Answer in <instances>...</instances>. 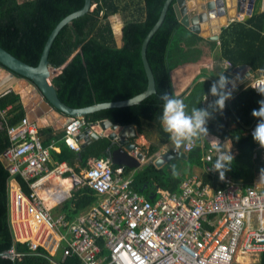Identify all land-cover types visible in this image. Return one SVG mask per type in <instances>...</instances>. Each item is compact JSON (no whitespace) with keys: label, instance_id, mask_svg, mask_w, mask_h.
Here are the masks:
<instances>
[{"label":"trees","instance_id":"1","mask_svg":"<svg viewBox=\"0 0 264 264\" xmlns=\"http://www.w3.org/2000/svg\"><path fill=\"white\" fill-rule=\"evenodd\" d=\"M164 2L92 0L93 9L89 13L64 26L49 54L51 66L55 69L63 66L61 72L52 79L60 101L71 108H82L132 99L146 92L148 78L140 56L141 43L157 21ZM260 2L256 0L254 13L249 20L232 22L222 31L220 40L214 42L193 33L179 21L173 8L177 0H174L162 26L148 42L147 59L155 77L156 94L138 105L110 108L87 115L83 117L84 122L91 125L109 120L120 126L133 125L139 135L155 140L146 150L147 156L150 158L157 154L163 145L172 143L161 123L163 102L160 97L163 92L177 97L172 80L175 68L210 57L218 48L220 57L231 62L234 68L246 65L253 71L264 69V10L260 13L257 11ZM83 3L84 0H0V46L30 66H38L54 28L64 17L79 10ZM118 15L123 21L122 28H115L111 21L112 17ZM116 37L121 38V47ZM212 83L209 79L198 81L189 95L181 98L188 105L189 112L192 107L208 108L205 106L208 99L213 103L216 98L210 95ZM244 86L231 100L230 107L207 126L210 134L223 141H232L237 153L227 172L235 180L247 185L254 172L264 169L258 160L251 157L257 143L252 136L243 134L258 122L251 112L259 109L258 102L264 96ZM3 110H6V115L4 119L0 116V264H53V259L59 264H80L76 256L61 260L59 254L51 256L39 245L31 247L28 241L16 240L11 220L10 176L1 156L9 146L7 128L20 124L25 118L20 96L10 92L1 97L0 111ZM232 123L234 129H231ZM38 132L44 147H49L51 142H58L61 152L56 154L51 150L50 159L57 163L65 161L75 176H80L81 170L89 168L90 160L107 159L110 155L108 150L111 142L108 138H100L78 152H72L65 144L64 130L55 133L50 128H43ZM135 140L136 137L132 139ZM202 143V140L198 141L187 160L175 159V162L169 163V167L161 169L152 163L148 164L134 178L133 189L146 198L158 190L178 193L182 183L178 171L184 170L185 166H201L204 150L210 147L207 142H204V146ZM48 167H51L50 163ZM116 168L113 166V169ZM211 179L205 177V182L211 183ZM16 183L24 194H31L29 185L22 179L18 178ZM44 201L47 204L48 198H44ZM98 201L95 192L82 187L62 205L61 213L73 220ZM13 246L23 254L20 258L12 260L1 255ZM259 264H264V253L259 255Z\"/></svg>","mask_w":264,"mask_h":264},{"label":"built area","instance_id":"2","mask_svg":"<svg viewBox=\"0 0 264 264\" xmlns=\"http://www.w3.org/2000/svg\"><path fill=\"white\" fill-rule=\"evenodd\" d=\"M226 66L234 69L229 61ZM249 76L244 87L259 95L252 86L264 79V72L252 70ZM9 93H0V98ZM5 115L6 110L0 111L2 119ZM258 122L246 130L250 136ZM91 125L72 118L64 127V141L71 151H79L76 137ZM39 130L26 118L9 126V146L1 159L10 176L12 221L15 214L17 220L32 219L37 235L43 237L37 245L51 256L60 250L63 258L76 256L80 264H257L264 253V177L257 176L248 186L229 175L221 181L212 170L218 155L212 147L206 150L204 170L221 183L214 191L194 174L182 181L179 193L158 191L160 197L151 202L133 190L122 168L113 169L107 159H94L84 177L72 175L71 182L91 189L102 202L73 220L53 217L38 197L39 183L54 171L57 175L73 171L65 163L48 168L50 148L42 144ZM197 145L174 146L170 153L181 159ZM139 151L135 148L131 155L136 158ZM162 158L159 152L151 159ZM18 178L29 185L30 195L16 187ZM2 255L15 260L23 254L13 246Z\"/></svg>","mask_w":264,"mask_h":264},{"label":"water","instance_id":"3","mask_svg":"<svg viewBox=\"0 0 264 264\" xmlns=\"http://www.w3.org/2000/svg\"><path fill=\"white\" fill-rule=\"evenodd\" d=\"M173 1L165 0L157 21L141 43L140 56L148 78V88L143 94L132 99L99 103L82 108L68 107L58 98L52 79L61 72L63 66L57 69L51 66L49 62L51 48L64 26L70 25L73 20L93 9L92 0H84L83 6L79 10L64 17L54 28L45 44L38 66H30L0 46V67L5 71L0 77V93L10 90V92L18 94L25 111V118L29 124L38 125L39 129L44 127L42 122L47 125V118L52 121L60 118L61 123L56 122L53 125L54 129L59 130L64 129L72 118H83L101 110L130 107L144 102L156 94L155 77L147 59L148 42L162 26ZM254 4L255 0H177L173 8L179 21L190 31L209 41L218 42L220 32L228 27L231 21H236L239 15L245 14V20L252 15ZM251 72L252 69L249 66L243 65L223 74L229 79H234L238 75L246 80ZM136 136L137 133L133 125L120 126L113 124L112 121L102 120L98 124L84 129L76 137V140L79 147L84 148L100 138H108L111 142V147L108 150L111 164L132 170L140 168L142 164L139 160L144 158L142 152H139L136 158L130 154L136 147V143L132 141ZM187 158L188 155L182 157L184 160ZM171 159H175V157L169 152L165 153L162 159L155 161L154 165L157 168H162Z\"/></svg>","mask_w":264,"mask_h":264},{"label":"crops","instance_id":"4","mask_svg":"<svg viewBox=\"0 0 264 264\" xmlns=\"http://www.w3.org/2000/svg\"><path fill=\"white\" fill-rule=\"evenodd\" d=\"M255 5H256V0H255L254 7H255ZM263 10H264V0H261V2L259 4V8H258L257 11L260 13ZM253 13H254V9H253ZM253 13H252V15H253ZM244 15H242V16L239 15V18L236 19V21L246 22L247 20H249L252 17V15H251V16H249V18L247 20H245V16ZM113 18H111V21H112ZM231 23H232V21L230 22V24ZM121 28H122V26H121ZM212 30H214V29H212ZM221 33L222 32H220V35H221ZM119 47H121V46H119ZM234 69H230V68H228L226 66V60H224V59H222L220 57L219 49L217 48L210 55V57L203 58V60H201L199 62L195 61L194 63H191V64L182 65V66H180L178 68H175L172 71L173 89H174L175 96H177L178 98L187 97L189 95V93L192 91V89L195 87V84L198 81L209 79V80L214 82L215 80H217V78H218V76L220 74L225 73L227 71L234 70ZM235 78H237L236 87H235V90H234V92L232 94V98L225 102V108L222 111H216V110H213V109L209 110V111L213 112V118L208 121V124H212L217 119L218 116H220L226 109H228L230 107L231 100L235 96H237L239 94L240 88L243 86V84L245 83L246 80H243L238 75H236ZM210 104H212L211 100L208 99L206 101L205 106L208 107ZM59 119H54L52 121L51 119L47 118L46 119L47 125H45L46 124L45 122H42V124L44 126L43 128H50L55 133H57L59 131H62L63 129L57 130V129L53 128V125L56 124V122L57 123L60 122ZM234 128H235V125L232 123L231 124V129H234ZM135 130H136V133H137L136 127H135ZM243 134L249 135L246 132V130H245V132ZM211 137H217V136H214V135L210 134V137L208 139L202 140V142H203L202 146L205 145L204 142H207L209 144V146L212 147L211 144H210V138ZM219 140L223 144V148H224L225 151H229V153L231 155H233V156L237 153V150L235 149V147L232 144V141L230 139H227V140L223 141L222 139L219 138ZM133 142L136 143V147L135 148H138V150H140L139 152H142L144 154L145 161L143 159L139 160L140 163L142 164V166L140 168L132 169V170L128 169L126 167H123V166H116L117 167L116 169H118V168H122L123 169V178L125 180H130L131 184H133L134 178L136 177V175L138 174V172L140 170H142L145 166H147L150 163H152L154 165L155 161L158 160L157 159V160L153 161L151 159L152 157H155L156 154H154L152 157L149 158L147 156V152H146V150L150 147V145L155 142L154 139L149 140L144 135H139L137 133L136 140L133 141ZM197 143H198V141H197ZM173 147H174L173 143L165 144V145H163L161 147V150L159 152H162L163 154L168 153V152L170 153V150ZM49 148H50V151L52 150L56 154H59L61 152V148L58 146V142H51V144L49 145ZM79 149H80V147H79ZM206 150H204L201 166L195 165V166H192L191 168H188L187 166H185L183 168L184 170L180 169L178 171V176L180 178H182V181H183L187 177H190V176H192L194 174H198L201 177V179H202L203 186H207L208 185L214 191V189H217V188L221 187V183L216 180V177L213 178L212 176H211L212 179L210 181L211 183L205 182V177L211 178V177H209L210 175L207 174V172H205V170H204V157H205V154H206ZM251 157H252L253 160H258L259 163L262 164L263 168H264V148H261L258 143L255 145V147H254V149L252 151ZM102 159H104V158H102ZM175 159H178V158H175ZM175 159H171L169 162H166L163 167H167V166L169 167V163L171 161L175 162ZM93 160H90L89 164H91ZM107 160H109V157L107 158ZM49 163L51 165V167H48L50 170L55 169L57 165L64 164V163L66 164V166H68L65 161L61 162V163H57L56 160L54 161L52 158L50 159ZM69 169H71V171H73L72 168H69ZM126 169H128V172L126 171ZM157 169H161V168H157ZM84 170H81L82 174H83ZM260 173H261V171L254 172V176L251 179V181L247 184V186L248 185H252L254 179L257 176H259ZM67 174L70 175V176L67 177ZM73 174H74V172H70L69 171V172H64V174H58L57 175V172L54 171V174H52L48 178L43 179L39 183V187L37 188V191H36L37 194H38V197L40 199L42 198L43 201H44V198H48L47 204L45 203V201H44V203H45L46 208L48 209L49 213L51 215L55 216V217H58V216L66 217L65 214L61 213L62 205L70 200V198L72 197V193H74L75 191L80 189V187H75V185H73V182H71ZM225 175L231 176L230 174H228V172H226ZM76 177L83 178V177H80V176H76ZM231 178L235 182L242 183L241 181L235 180L233 177H231ZM16 187L19 188L18 185ZM261 190L264 191V184L262 185ZM134 191H136V190H134ZM158 191L164 192L163 190H158ZM158 191L154 195L151 193L148 198H146L141 193H139V192L138 193L141 194L145 199H147V200H149L151 202H155L160 197V193ZM180 191H181V189L179 187V192ZM95 194L99 198V201L96 204V205H98V204H100L102 202L103 199H102V197L98 196L97 193H95ZM151 197H154V199H151ZM96 205H94V206H96ZM87 210H89V209H87ZM87 210H85V211H87ZM85 211H83L81 213H84ZM24 222H26V224L24 223L26 225V228L20 223V221L19 222L15 221L16 231H15L14 227H13V230H14V234H15L16 240L18 242H27L28 241V244L31 247H32V243L35 244V246H36L37 244L34 243V241H36V234L33 233L34 222H33L32 219H26V220H24ZM29 238H31V239L29 240ZM24 239H27V241L26 240L22 241ZM57 254H59V257H60L61 260L65 259V258H63L62 253H61L60 250L57 252ZM52 256H56V254H54ZM52 262H53V264H59L57 262V260H52ZM257 264H259V260H258Z\"/></svg>","mask_w":264,"mask_h":264},{"label":"clouds","instance_id":"5","mask_svg":"<svg viewBox=\"0 0 264 264\" xmlns=\"http://www.w3.org/2000/svg\"><path fill=\"white\" fill-rule=\"evenodd\" d=\"M260 71L264 72V69ZM236 80L237 78L229 79L223 73L220 74L210 87V95L216 98L213 103L208 108L192 107L190 112L183 99L166 92L162 93L160 97L163 102L161 123L176 149L192 146L197 141L206 140L210 137L207 125L208 121L213 118V112L209 109L222 111L225 108V102L232 98ZM252 89L264 96V79L256 81ZM205 98L207 99V97ZM258 103L259 109L251 112V116L259 121L252 132V138L261 148H264V99ZM210 144L218 154L212 170L218 172L219 179L223 181L225 173L231 169L234 157L229 151L224 150L218 137H211ZM173 171H175L174 166ZM260 175L264 177V169L261 170Z\"/></svg>","mask_w":264,"mask_h":264},{"label":"rangeland","instance_id":"6","mask_svg":"<svg viewBox=\"0 0 264 264\" xmlns=\"http://www.w3.org/2000/svg\"><path fill=\"white\" fill-rule=\"evenodd\" d=\"M113 18V17H112ZM123 21H122V18L118 15V16H114V18L112 19V23H113V25L115 26V28L117 27V26H122L123 25V23H122ZM116 41H117V44L119 45V46H121L122 45V41H121V38L119 39V38H117L116 37ZM5 73V71L0 67V77L2 76V74H4ZM80 177H84V175L82 174V171L80 172ZM11 195H12V191L10 190L9 191V197H10V199H11ZM53 216V215H52ZM53 217H55V216H53ZM17 218H18V216L15 214L14 215V220L16 221V222H19L20 221V223L26 228V222H24V220H26V219H29V217H27V216H24L23 218H20L21 220H17ZM11 220H13V219H11ZM23 220V221H22ZM25 223V224H24ZM12 225H13V227H14V225H15V222L14 221H12ZM16 229V228H15ZM22 241H25V240H22ZM34 243H35V241H34ZM36 244H40V242H37ZM41 246V245H40Z\"/></svg>","mask_w":264,"mask_h":264},{"label":"bare ground","instance_id":"7","mask_svg":"<svg viewBox=\"0 0 264 264\" xmlns=\"http://www.w3.org/2000/svg\"><path fill=\"white\" fill-rule=\"evenodd\" d=\"M14 197H15V195H14ZM33 233L36 234V241H35V242H40V243H41V242L43 241V237L40 236V235H37L35 225H34V227H33ZM29 239H31V238H29ZM33 241H34V240H33Z\"/></svg>","mask_w":264,"mask_h":264}]
</instances>
